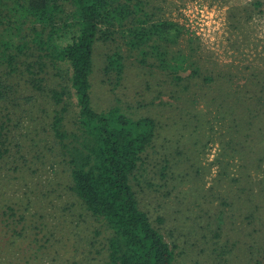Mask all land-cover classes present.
Returning <instances> with one entry per match:
<instances>
[{
  "label": "rangeland",
  "instance_id": "374dc122",
  "mask_svg": "<svg viewBox=\"0 0 264 264\" xmlns=\"http://www.w3.org/2000/svg\"><path fill=\"white\" fill-rule=\"evenodd\" d=\"M123 2L138 7L142 19L179 24L183 35L171 54L190 62L176 84L154 58L141 63L144 57L122 38L95 49V108L120 106L158 123L140 172L149 182L135 184L142 209L154 223L164 219L159 227L174 264H264V152L232 157L226 150L228 141L243 140L230 112L244 113L246 106L260 118L245 131L264 146V0ZM65 9L71 14L69 4ZM1 33L8 39L4 26ZM118 48L125 73L116 85L104 67ZM194 63L202 76H193ZM24 69L8 76L7 64H0V93L3 85L12 91L0 99V126L8 122L12 142L10 157L0 160V264H109L111 232L73 193L50 128L55 106L25 84ZM167 157L174 167L164 176Z\"/></svg>",
  "mask_w": 264,
  "mask_h": 264
},
{
  "label": "trees",
  "instance_id": "16d2710c",
  "mask_svg": "<svg viewBox=\"0 0 264 264\" xmlns=\"http://www.w3.org/2000/svg\"><path fill=\"white\" fill-rule=\"evenodd\" d=\"M68 4L71 14L65 9ZM136 9L123 0H0V26L8 35H0V64H7L8 76L24 65L25 84L55 106L50 128L57 157L68 169L73 193L111 232L109 264H174V251L159 227L164 219L157 217L156 225L135 190V184L149 182L140 172H146L158 123L149 116L135 118L120 106L99 111L93 103L99 42L122 38L129 51L144 57L141 63L154 58L173 83L183 81L180 74L190 62L185 54H171L182 28L173 21L142 19ZM194 64L193 76H202L201 67ZM124 73L125 55L118 48L107 56L104 75L118 85ZM52 79L55 85L50 87ZM3 88L0 99L11 91L7 85ZM243 111L230 112L236 115L233 124L243 140L228 141L226 150L232 157L234 152L251 155L254 149L256 156L262 155L263 144H254L245 131L253 126L252 119L260 118L259 112L251 106ZM5 124L0 126V160L10 157L12 149ZM164 162L161 171L166 176L174 161L167 157ZM250 194L257 196L255 191Z\"/></svg>",
  "mask_w": 264,
  "mask_h": 264
}]
</instances>
